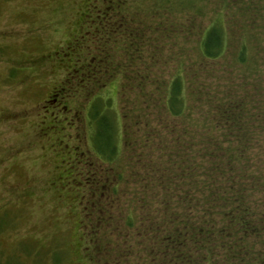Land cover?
I'll return each instance as SVG.
<instances>
[{
	"label": "rangeland",
	"instance_id": "1",
	"mask_svg": "<svg viewBox=\"0 0 264 264\" xmlns=\"http://www.w3.org/2000/svg\"><path fill=\"white\" fill-rule=\"evenodd\" d=\"M87 1L0 0V264H89L85 256V234L89 236L91 230L90 235L96 240L102 232L112 231L107 213L115 214V204L111 202L114 196L125 211L128 198L133 201L135 195L141 194L129 168L133 166L141 174V166L135 163L140 154L137 149L147 152L145 134L137 129L140 121L136 122L135 116L139 117L147 105L155 107L154 101L142 98L141 93L136 97L133 90L120 91L123 84L120 76L96 80L97 74L92 71L87 76H72L70 85L66 86L67 93L59 96L60 108L48 103L54 94L59 95L70 71L85 68L82 64L87 66L90 56L96 55L92 48L87 55L78 49L82 43L80 34L84 33L81 22ZM194 4L198 11L195 15L204 25L215 20L218 13L224 15L229 40L219 64H210L203 71L204 78L187 91L190 93L188 117L203 122L202 125L194 123L192 131L218 139L214 117L219 115L208 111L213 100H206L203 115L196 104L198 98L217 97L222 98L225 108L232 107L233 114L243 112V116H248L253 123L252 130L264 133V0H182L179 8L189 13ZM250 4L255 8V17L250 21L246 20L250 17L247 15L244 18L229 15L236 8ZM144 13L140 10L139 18ZM151 34L142 35L147 38ZM151 39L157 40L161 53L151 51V59L146 49L144 63L152 66L156 76L151 75L144 91L160 97L161 91L156 86L166 80V72L174 66L180 49L183 58L193 64L189 66L192 71L188 77L192 83L194 65L198 64L193 52L197 36L186 33L173 42L159 35ZM241 42L246 48V64L238 65ZM117 51L114 42L109 47L113 63L119 62ZM104 54L107 56L105 50ZM96 61L95 58V64ZM160 71L164 74H159ZM93 104H96L94 110ZM122 109H126V119L134 127L132 138L140 143L135 150L124 145ZM159 110L148 108V113ZM97 111L114 123L110 142L99 141L100 133L97 134L94 121ZM203 136H199L200 140L206 141ZM260 138L256 151L260 155L258 162L264 160V136ZM105 143L111 150L99 152ZM149 149L154 153L153 148ZM86 163L100 167L102 179L96 178L92 170L87 172ZM81 171L86 173L78 175ZM172 173L169 170L164 176L170 177ZM114 183L117 184L115 195L110 190ZM88 184L96 187L94 196ZM86 198L88 202H95L94 218L83 217L79 200ZM109 205L112 207L108 210ZM122 210L115 215L119 217ZM137 214L141 215L142 211ZM123 216L116 222L122 227ZM100 217L105 228L97 225ZM84 224L90 230L83 229ZM115 233L106 236L101 244L110 245Z\"/></svg>",
	"mask_w": 264,
	"mask_h": 264
},
{
	"label": "trees",
	"instance_id": "2",
	"mask_svg": "<svg viewBox=\"0 0 264 264\" xmlns=\"http://www.w3.org/2000/svg\"><path fill=\"white\" fill-rule=\"evenodd\" d=\"M87 3L81 22L84 33L80 34L82 43L78 49L87 55L92 48L96 55L90 56L87 66L82 64L85 68L72 69L69 82L72 76H87V72L92 71L97 74L94 75L96 80L120 76L123 79L120 91L133 90L136 97L141 93L142 98L151 99L155 104V107L145 106L139 117L135 116V121H140L137 129L144 131L147 152L137 149L139 140L132 138L134 127L131 128L130 121L126 119L128 112L122 109L124 145L140 151L135 163L141 166L142 173H137L133 166L128 167L133 170L132 181L141 189V194L135 195L133 201L128 198L125 211L119 207L116 196L112 198L115 214L119 209L123 213L119 212L117 217L108 211L107 221L113 227L110 233L102 232L101 237L95 240L88 225H83V229L90 230L89 236L85 234L88 263L264 264V174L263 178L260 177L264 172V160L258 162L260 155L256 152L264 133L252 130L253 123L248 116L242 115L243 112L235 115L231 106L225 108L222 98L196 100L201 115L206 112L203 110L206 100H213L208 111L219 115L214 117L218 139L211 134L203 136L200 131H192L194 123L202 125L203 122L188 117V89H193L204 78L203 71L210 68V64H219L227 49L229 32L225 29L224 15L218 13L215 20L204 25L195 15L198 12L195 4L189 13L179 8L182 0H88ZM254 9L250 4L236 8L229 15L231 18L247 15L250 17L246 20L250 21L255 17ZM140 10L145 12L143 18H139ZM145 33L152 34L144 38L142 34ZM186 33L197 36L193 52L198 64L194 65L192 83L188 82V77L192 71L189 66L193 64L183 58L180 49L174 66L166 72V80L156 86V90L161 91L160 97L145 92L146 82L149 83L151 75H154L152 66L144 63L146 49L151 59V51L161 53L157 40L152 42L151 38L155 40L159 35L173 42ZM114 42L119 53L117 63H113L114 57L109 52ZM82 48L84 50L81 51ZM236 64H246V48L242 42ZM159 74L164 73L160 71ZM199 86L205 88L201 83ZM244 102L242 99L241 103ZM236 104L239 108V103ZM95 107L93 104V110ZM157 107L160 108L158 112L148 113V108ZM97 113L98 117L93 119L98 126L97 134L100 133L99 141L110 142L114 123ZM200 135L206 141L200 140ZM103 145L99 152L103 153L106 148L111 150L106 143ZM149 148H153L155 154ZM84 168L102 179L100 167L86 165ZM169 170L173 173L165 177L164 172L169 173ZM85 173L81 171L78 175ZM112 185L114 187L110 190L114 194L117 184ZM88 186L94 196L96 187ZM88 201V198L79 200L85 219L96 216L93 213L95 202ZM108 207L109 210L112 206ZM139 211H142L141 215L137 214ZM102 213L100 210L99 214ZM122 216L123 227L116 223ZM97 225L106 227L102 225L101 217ZM115 231L116 237L113 242L110 240V245L101 244Z\"/></svg>",
	"mask_w": 264,
	"mask_h": 264
},
{
	"label": "flooded vegetation",
	"instance_id": "3",
	"mask_svg": "<svg viewBox=\"0 0 264 264\" xmlns=\"http://www.w3.org/2000/svg\"><path fill=\"white\" fill-rule=\"evenodd\" d=\"M68 83H70L69 82V80L68 79H66L65 81H63V83H62V85H61V87H60V91H59V95L58 94H54L53 95V97L48 101V103L50 102L51 104H53L52 105V107H54V108H60V107H58V100H59V98L63 95V94H66L67 93V88H66V86L68 85ZM60 96V97H59ZM51 107V108H52ZM78 163V162H77ZM77 163H75V164H77ZM79 163H81V162H79ZM86 165H89L90 167H91V165H93L92 163H86ZM86 165H84V167L86 166ZM85 169V168H84ZM100 169V168H99ZM86 170V169H85ZM100 170H102V169H100Z\"/></svg>",
	"mask_w": 264,
	"mask_h": 264
}]
</instances>
